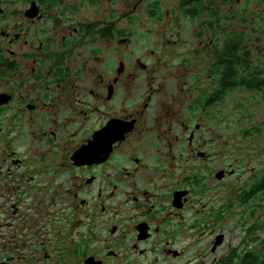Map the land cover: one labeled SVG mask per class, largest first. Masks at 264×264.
Listing matches in <instances>:
<instances>
[{
	"label": "flooded vegetation",
	"instance_id": "flooded-vegetation-1",
	"mask_svg": "<svg viewBox=\"0 0 264 264\" xmlns=\"http://www.w3.org/2000/svg\"><path fill=\"white\" fill-rule=\"evenodd\" d=\"M233 1L148 0L144 34L124 0H0V264H264V60ZM252 197L257 250L211 225Z\"/></svg>",
	"mask_w": 264,
	"mask_h": 264
},
{
	"label": "rangeland",
	"instance_id": "rangeland-1",
	"mask_svg": "<svg viewBox=\"0 0 264 264\" xmlns=\"http://www.w3.org/2000/svg\"><path fill=\"white\" fill-rule=\"evenodd\" d=\"M13 0L12 11H17L20 7V3L16 4ZM124 11L131 12L133 3L136 4L137 19L135 22L136 29H140L144 34L147 33L150 19L144 15L148 13V6L145 2L148 0H124ZM164 3V8L168 7L171 0H159ZM227 9V5L225 6ZM229 9L233 12L230 14V22L233 24L235 30L236 41L240 47H249L250 55L252 58V68L262 69L263 65L258 61L264 60V1L259 0H235L229 3ZM174 38V37H173ZM148 43V39L143 36L137 39V44ZM143 44V45H144ZM140 45V44H139ZM223 205L224 203H214ZM232 204V206H231ZM228 212H223L221 219L211 222L212 230H221L226 233L228 241H232L235 245L239 243H245L250 249L254 250L259 247L260 239L262 237L261 230L256 227H260L257 221L260 220L262 215V209L259 207L258 200L255 198L247 199L244 203H231ZM209 230L206 226H201L199 231L204 232V243L206 237L209 234ZM205 243V244H206ZM257 250V249H256ZM259 254L257 251L255 252Z\"/></svg>",
	"mask_w": 264,
	"mask_h": 264
},
{
	"label": "trees",
	"instance_id": "trees-1",
	"mask_svg": "<svg viewBox=\"0 0 264 264\" xmlns=\"http://www.w3.org/2000/svg\"><path fill=\"white\" fill-rule=\"evenodd\" d=\"M250 263H245V264H261L259 256H255L251 254V260L249 261Z\"/></svg>",
	"mask_w": 264,
	"mask_h": 264
}]
</instances>
